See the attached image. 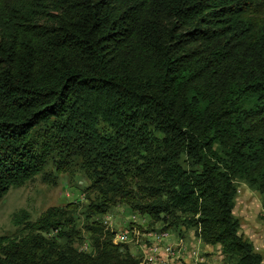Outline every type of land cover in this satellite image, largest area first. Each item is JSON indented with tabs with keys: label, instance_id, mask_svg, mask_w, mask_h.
<instances>
[{
	"label": "trees",
	"instance_id": "1",
	"mask_svg": "<svg viewBox=\"0 0 264 264\" xmlns=\"http://www.w3.org/2000/svg\"><path fill=\"white\" fill-rule=\"evenodd\" d=\"M54 154L91 172V215L136 199L234 264H263L234 208L237 181L264 200V0H0V200ZM87 229L95 257L52 208L0 237V264H139Z\"/></svg>",
	"mask_w": 264,
	"mask_h": 264
},
{
	"label": "rangeland",
	"instance_id": "2",
	"mask_svg": "<svg viewBox=\"0 0 264 264\" xmlns=\"http://www.w3.org/2000/svg\"><path fill=\"white\" fill-rule=\"evenodd\" d=\"M91 172L77 157L59 163L56 154L40 175L19 188H12L0 200V237L19 241L52 208L68 210L79 232L74 248L87 255L98 254L87 226L109 233L122 258L139 264H234L219 245L205 244L194 229L170 228L167 222L134 208L136 199H107L105 213L91 215V205L100 198L92 189ZM234 215L240 221V235L254 245L264 264V200L243 181L236 182ZM57 233H50L49 238ZM104 235L102 241L106 239Z\"/></svg>",
	"mask_w": 264,
	"mask_h": 264
}]
</instances>
